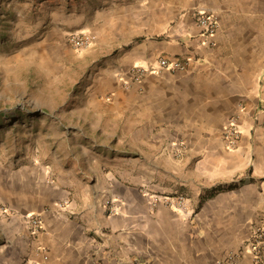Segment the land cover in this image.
Here are the masks:
<instances>
[{
    "label": "crops",
    "instance_id": "obj_1",
    "mask_svg": "<svg viewBox=\"0 0 264 264\" xmlns=\"http://www.w3.org/2000/svg\"><path fill=\"white\" fill-rule=\"evenodd\" d=\"M79 8L50 19L93 35L78 53L90 73L41 112L19 161L0 165V264H222L229 252L252 264L245 244L264 222V0ZM197 9L216 16L213 46ZM159 57L187 65L158 69ZM133 67L153 70L132 81ZM232 117L240 136L228 148Z\"/></svg>",
    "mask_w": 264,
    "mask_h": 264
},
{
    "label": "rangeland",
    "instance_id": "obj_2",
    "mask_svg": "<svg viewBox=\"0 0 264 264\" xmlns=\"http://www.w3.org/2000/svg\"><path fill=\"white\" fill-rule=\"evenodd\" d=\"M115 1L0 0V165L19 161L27 142L38 140L31 131L41 112L58 110L59 98L90 73L89 58H80L82 49L67 41L78 32H59L50 18Z\"/></svg>",
    "mask_w": 264,
    "mask_h": 264
},
{
    "label": "built area",
    "instance_id": "obj_3",
    "mask_svg": "<svg viewBox=\"0 0 264 264\" xmlns=\"http://www.w3.org/2000/svg\"><path fill=\"white\" fill-rule=\"evenodd\" d=\"M193 15L196 25L200 29L201 35L206 38V43L210 46H213V37L218 28L216 16L213 13L202 9L195 10ZM67 41L76 49H85L93 44L94 37L93 35L86 33H71L68 35ZM186 65V61H182L178 58L169 59L159 57L157 59L158 69H166L170 72L182 70ZM152 70L153 69L150 67H133L131 71L132 81H139L146 73ZM239 136L240 130L238 128V121L233 117L229 118L223 134L225 145L228 148H234L237 144ZM149 197H151L150 201L152 202V205H154L156 202L163 201L169 206L178 210H182L185 206V199L182 195H178L173 198L158 195H150ZM66 204L67 201H64L58 206L62 207ZM7 211L8 210L5 207L0 206V214ZM21 219L26 226L31 227L33 230H36L40 225V219L33 215H22ZM245 248L251 256L252 264H262L261 258L262 254L264 253V222H260L259 225L253 228L250 237L245 244ZM221 263L239 264L237 254L234 252L227 253L225 259Z\"/></svg>",
    "mask_w": 264,
    "mask_h": 264
}]
</instances>
